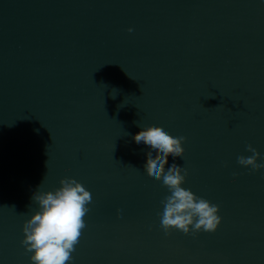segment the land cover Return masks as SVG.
<instances>
[{
  "label": "water",
  "instance_id": "1",
  "mask_svg": "<svg viewBox=\"0 0 264 264\" xmlns=\"http://www.w3.org/2000/svg\"><path fill=\"white\" fill-rule=\"evenodd\" d=\"M149 125L185 137L165 169L218 205L214 232L164 233ZM249 144L264 163V0H0V264H33L32 195L66 177L92 196L67 264H264Z\"/></svg>",
  "mask_w": 264,
  "mask_h": 264
},
{
  "label": "clouds",
  "instance_id": "2",
  "mask_svg": "<svg viewBox=\"0 0 264 264\" xmlns=\"http://www.w3.org/2000/svg\"><path fill=\"white\" fill-rule=\"evenodd\" d=\"M132 138L136 144L143 142L149 148L143 165L146 174L162 180L170 193L161 200L163 211L157 213L164 233L167 235L175 228L189 234L190 226L193 235L201 230L214 232L221 222L217 215L218 205L181 186L185 182L186 169L176 163L165 169L170 155L173 159L182 158L181 144L185 137H173L161 127L149 125ZM246 150L252 155L238 156V163L251 166L253 171L264 168V163H257L260 153L250 144ZM39 188L32 195L38 210L23 222L24 236L20 243L31 252L33 264H67L79 242L81 230L86 227L84 217L89 211L86 206L92 202L91 193L71 177L61 178L59 187L54 190L40 191Z\"/></svg>",
  "mask_w": 264,
  "mask_h": 264
}]
</instances>
